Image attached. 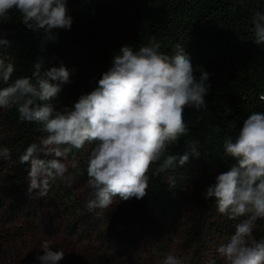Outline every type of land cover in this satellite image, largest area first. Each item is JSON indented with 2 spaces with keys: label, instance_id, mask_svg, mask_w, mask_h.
Returning a JSON list of instances; mask_svg holds the SVG:
<instances>
[{
  "label": "trees",
  "instance_id": "1",
  "mask_svg": "<svg viewBox=\"0 0 264 264\" xmlns=\"http://www.w3.org/2000/svg\"><path fill=\"white\" fill-rule=\"evenodd\" d=\"M67 6L72 27L54 30V42L45 39L43 30L30 31L14 9L9 12L11 19L0 24L11 42L0 49V55L16 65L12 79L32 76V65L38 61H42L41 74L61 63L70 70L71 83L53 101L57 107L71 106L81 94L93 90L123 45L138 49L153 40L168 54L177 42L184 45L196 77L203 69L210 74L211 84L206 109L185 108L189 132L170 148V154L180 156L197 142L200 156H190L185 165L159 175L155 172L158 165L153 164L143 199L120 201L117 197L104 214L100 209L88 212L85 202L91 190L86 160L91 145L73 150L83 170L75 180L87 186L86 195L79 197L58 180L51 184L65 214L67 235L80 241L96 235L108 252L115 242L139 237L145 250L160 261L172 254L181 237L187 254L184 264H221L217 247L239 221L219 214L215 201L205 200L201 193L220 171L235 163L224 155V139L235 137L251 112H264L260 99L264 95V45L253 42L251 24L254 12L264 11V0H69ZM44 135L41 124L21 122L15 108L0 109V146L12 151L10 160H0V229L11 224L7 241L14 244L13 251L30 248L39 236L40 198H30L29 166L19 163L18 155ZM185 203L193 206L191 218L185 215ZM256 224L254 234L264 237V219ZM118 254L126 255L122 248ZM103 262L111 264L109 259ZM59 264L68 262L63 259ZM138 264L149 263L141 260Z\"/></svg>",
  "mask_w": 264,
  "mask_h": 264
},
{
  "label": "clouds",
  "instance_id": "2",
  "mask_svg": "<svg viewBox=\"0 0 264 264\" xmlns=\"http://www.w3.org/2000/svg\"><path fill=\"white\" fill-rule=\"evenodd\" d=\"M68 2L0 0V24L11 19L9 12L14 9L30 31L43 30L45 39L54 42V30L72 27ZM251 24L253 42L264 45V11H255ZM10 43L0 30V49ZM32 67V76L12 79L16 65L0 55V109L15 108L21 122L41 124L46 133L18 155L19 163L29 166L31 199L45 198L56 180L70 182L82 175L73 150L86 144L91 145L86 160L88 212L109 208L117 197L143 199L153 164L158 165L159 175L185 165L190 156H200L197 142L189 152L170 154V148L189 132L185 108L206 109L205 97L211 89L210 74L201 69L196 77L191 55L181 43L173 46L171 54L160 51L154 40L138 49L123 45L97 86L71 106L53 104L63 86L71 83L70 70L61 63L41 74L42 61ZM260 99L264 101V95ZM223 151L235 163L220 171L201 193L205 200L215 201L219 214L239 221L217 247L218 257L221 264H264V237L254 234L257 220L264 219V112H251L236 136L224 139ZM11 157V149L0 146V160ZM40 252L36 257L40 264H59L66 254L48 240L41 243ZM162 264L184 261L169 254Z\"/></svg>",
  "mask_w": 264,
  "mask_h": 264
},
{
  "label": "rangeland",
  "instance_id": "3",
  "mask_svg": "<svg viewBox=\"0 0 264 264\" xmlns=\"http://www.w3.org/2000/svg\"><path fill=\"white\" fill-rule=\"evenodd\" d=\"M63 185H67L79 197H84L87 192V186L82 185L75 179L70 182L61 181ZM184 212L187 217H192V205L184 204ZM40 217L38 220L39 236L33 241L30 248L25 250L17 249L13 251L14 244L7 241V234L11 229V224H3L0 229V264H40L36 259L40 252V245L44 240L58 249L65 251V258L68 264H106L103 262L109 259L111 264H138L141 260H146L149 264H161L150 250H145L144 243L138 238H133L129 242H115L114 247L109 248L102 244L99 237L93 235V238L80 241L71 238L66 233L65 214L53 191L50 190L45 198H40L39 203ZM106 209L102 210L104 214ZM182 239L179 237L172 248V254L180 257L186 262L187 254L182 248ZM120 248L126 253L125 256L118 254Z\"/></svg>",
  "mask_w": 264,
  "mask_h": 264
}]
</instances>
